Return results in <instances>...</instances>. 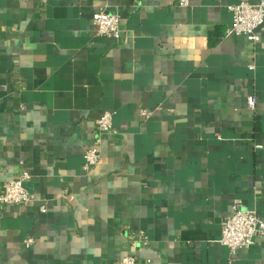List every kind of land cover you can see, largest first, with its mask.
<instances>
[{"label":"crops","instance_id":"obj_1","mask_svg":"<svg viewBox=\"0 0 264 264\" xmlns=\"http://www.w3.org/2000/svg\"><path fill=\"white\" fill-rule=\"evenodd\" d=\"M240 1L261 0H0V192L26 171L36 197L0 204V264H264V237L220 243L234 201L264 220V24L226 36ZM99 8L119 40L96 36Z\"/></svg>","mask_w":264,"mask_h":264},{"label":"built area","instance_id":"obj_2","mask_svg":"<svg viewBox=\"0 0 264 264\" xmlns=\"http://www.w3.org/2000/svg\"><path fill=\"white\" fill-rule=\"evenodd\" d=\"M181 7H187L189 0H180ZM232 13V26L226 31V36H245L250 41L258 42L260 36L259 28L264 24V0L257 4L247 1H240L228 7ZM93 23L96 27V36L119 40L124 32L119 16L109 13L106 8H99L93 15ZM248 108L255 109L256 98L248 97ZM113 113L105 112L96 123L95 138L92 145L84 153V170L90 173L99 163L102 157L103 138L106 135L115 133ZM140 116L144 120L152 117V112L141 108ZM29 179L28 172L24 171L17 179L6 182L0 192L1 205H21L27 206L36 199L35 194L25 187ZM42 213H47L45 205L40 207ZM221 239L220 243L227 247L232 254L238 250H248L252 248L259 238L264 237V220L253 210L245 209L239 200L232 204V215L223 219L220 223ZM132 247L148 246L150 239L144 232L129 236ZM25 244L29 247L33 244V239H28ZM122 264H138L136 256H126ZM151 264V262H148Z\"/></svg>","mask_w":264,"mask_h":264}]
</instances>
